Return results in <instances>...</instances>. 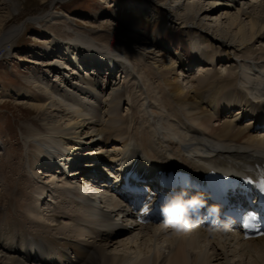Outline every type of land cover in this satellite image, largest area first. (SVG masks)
<instances>
[{"label": "bare ground", "instance_id": "obj_1", "mask_svg": "<svg viewBox=\"0 0 264 264\" xmlns=\"http://www.w3.org/2000/svg\"><path fill=\"white\" fill-rule=\"evenodd\" d=\"M22 1L0 0V51L11 53L31 23L47 31L62 26L67 38L52 33L45 47L33 49L38 58L30 62L45 73L30 72L14 95L4 90V98L38 114L43 128L33 126L25 136L33 143L28 158L34 165L27 163L22 175L32 188L25 215L10 214L9 202L0 205V264H264V238L244 241L206 230L176 238L153 226L115 234L117 207L98 215L86 209L92 198L113 191L109 181L121 171V160L144 176V168L157 166L203 173L264 160V136L252 134L251 126L264 122V46H256L264 42V0H154L122 24L104 14L93 22L75 19L111 27L117 48L54 8L5 29L25 11ZM195 34L214 53L198 60ZM197 61L199 73L215 63L222 68L211 78L199 74L191 90L180 77ZM51 159L70 171L53 169ZM79 188L89 195L82 202ZM3 191L0 196H7ZM33 248L42 251L41 260Z\"/></svg>", "mask_w": 264, "mask_h": 264}, {"label": "rangeland", "instance_id": "obj_2", "mask_svg": "<svg viewBox=\"0 0 264 264\" xmlns=\"http://www.w3.org/2000/svg\"><path fill=\"white\" fill-rule=\"evenodd\" d=\"M144 2L150 3L154 6L156 5L154 0H69L67 3H61L58 7L55 5L56 3H54V0H23L22 5L25 7V11L21 16H15L5 29L18 26L28 18L41 15L54 8V11H57L59 14L62 13L70 16L72 20H74L73 22L80 26L79 29L87 35H92L91 37H94L98 41L106 43L113 48H117L115 46L117 41L114 35L115 32L111 27L101 30L98 26L90 27L91 23L90 25L88 24L89 26H85L75 19H85L88 20V22H93L95 15L104 14L103 17L106 18V20L108 19L115 24H122L128 17H132L140 11L141 9L139 8V5L142 6L141 4H144ZM52 4L55 6H52ZM115 4L116 6H114ZM171 5L172 4L169 3V6ZM134 8H136L137 11ZM148 11H150V8L146 9L145 12ZM142 12L145 13L144 11ZM64 29L65 28L62 26H54L48 28L47 31L46 29H42L36 24L31 23L27 26L25 33L16 40L11 53H6L5 55L4 51H0V102L9 101L8 107H4L0 104V139L2 141H0V192L4 189L6 191V188L9 190L7 196H0V205L7 202L12 204L13 206L11 207L12 211L10 214L12 213L13 216H15V214L20 215L22 212V214L25 215L26 206L32 201V188H29L31 186L23 176H25L24 174H26V170H28L26 167L27 163L32 164L34 167L33 161L28 158V156L30 157L31 155L33 143H26L27 139L25 136L29 135L34 128L33 126L36 128L38 126L41 130L43 127L40 119L41 117H39L38 114L32 113L26 106L19 104L16 105L17 103L12 98H4V96L7 95V92H4V90L14 95L18 88H21L26 84L24 78L30 76V72L34 71L39 76L45 73V69L43 70L41 68L42 66H36L30 63L38 58L33 55V49H38L40 51L45 47V42L49 40L52 33L59 39H66L67 35ZM199 37L200 35L198 36L197 34L191 36L194 42L199 43L196 47L198 51L195 52L197 54H194L197 56L196 58L198 60H201L207 55V53H211L213 50L209 49L202 41H199ZM256 46H264V42L257 43ZM213 53L212 56L215 55ZM198 65L199 62H195L190 70H186L188 71L187 74L184 73L180 77L181 82L187 86L186 88L189 87L188 89H193L192 86L196 84V82L194 84L192 83L193 85L189 82L191 80L195 81V78H197L199 74H206L209 72L211 78L215 71H219V68H222V65L215 63L210 67H207L206 71H200L199 73L197 68ZM53 74H55V72L51 74V78L55 80ZM121 84L124 87L127 85L125 80H122ZM32 90L35 89L33 88ZM127 109V105L125 107L123 106L122 114L124 116H127L129 113ZM122 132V136H124L127 132V128L122 129ZM43 168L45 169V167ZM4 193L5 192L3 191V194ZM14 206H16V209ZM4 209L5 206H0V212L4 213ZM41 214L45 217L49 216L45 211H41ZM41 223H43V220H41ZM25 225L26 227L28 226L27 222Z\"/></svg>", "mask_w": 264, "mask_h": 264}, {"label": "clouds", "instance_id": "obj_3", "mask_svg": "<svg viewBox=\"0 0 264 264\" xmlns=\"http://www.w3.org/2000/svg\"><path fill=\"white\" fill-rule=\"evenodd\" d=\"M197 205L206 206L200 195H194L190 199H184L182 195H177L168 204L161 207V214L164 223L171 225L176 230H188L194 225L189 218L193 208Z\"/></svg>", "mask_w": 264, "mask_h": 264}]
</instances>
